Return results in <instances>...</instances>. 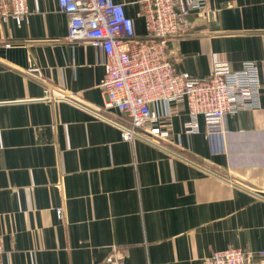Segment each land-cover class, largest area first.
<instances>
[{
	"label": "crops",
	"instance_id": "1",
	"mask_svg": "<svg viewBox=\"0 0 264 264\" xmlns=\"http://www.w3.org/2000/svg\"><path fill=\"white\" fill-rule=\"evenodd\" d=\"M125 4L136 31V0ZM19 24L0 17L1 264H207L246 248L264 264V92L225 116L222 136L187 134L185 110L168 136L124 139L128 118L106 106L104 67L88 42L68 39L57 0H27ZM194 32L168 40L177 68L256 61L264 81V0H207ZM62 209L59 215L57 209Z\"/></svg>",
	"mask_w": 264,
	"mask_h": 264
},
{
	"label": "built area",
	"instance_id": "2",
	"mask_svg": "<svg viewBox=\"0 0 264 264\" xmlns=\"http://www.w3.org/2000/svg\"><path fill=\"white\" fill-rule=\"evenodd\" d=\"M68 16V39L88 42L98 50L104 67L99 87L106 106H114L128 118L120 124L124 139L150 137L140 129L149 126L150 133L168 136L172 114L185 110L184 132L200 131V117L205 132L222 136L225 116L261 105L264 81L257 62L246 60L237 70L227 61L215 62L211 72L196 76L177 68L168 50V39L186 37L194 32L193 15L204 16L207 0H136L138 16L146 32L136 25L115 0H57ZM30 15L27 0H0V17L21 24ZM59 215L62 209L58 208ZM4 247L0 241V264ZM264 253V251H260ZM252 251L227 247L217 250L207 264H248ZM104 264H127L117 253Z\"/></svg>",
	"mask_w": 264,
	"mask_h": 264
}]
</instances>
